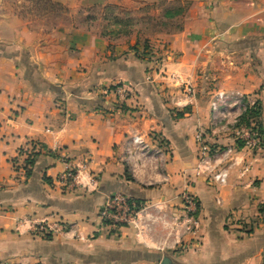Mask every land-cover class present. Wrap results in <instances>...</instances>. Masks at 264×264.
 <instances>
[{
  "label": "crops",
  "instance_id": "obj_1",
  "mask_svg": "<svg viewBox=\"0 0 264 264\" xmlns=\"http://www.w3.org/2000/svg\"><path fill=\"white\" fill-rule=\"evenodd\" d=\"M34 1L74 20L44 30L22 0L0 4V264H264V144L243 149L209 117L215 92L238 91L257 104L264 138V0ZM84 2L171 5L178 10L162 18L178 28L112 40L83 26ZM182 83L194 88L191 104ZM200 131L213 150L234 145L238 165L224 186L194 177ZM134 137L157 154L128 163ZM78 163L96 180L91 192L57 182ZM183 192L198 202L197 247L178 249L158 226L137 233L98 218L116 193L179 216ZM25 219L76 224L77 237L37 238Z\"/></svg>",
  "mask_w": 264,
  "mask_h": 264
},
{
  "label": "built area",
  "instance_id": "obj_2",
  "mask_svg": "<svg viewBox=\"0 0 264 264\" xmlns=\"http://www.w3.org/2000/svg\"><path fill=\"white\" fill-rule=\"evenodd\" d=\"M185 95L187 104H191L195 96L194 88L187 84L180 85ZM114 93L122 100L130 96V91L124 86H116ZM254 105L245 95L236 92H215L209 101L210 127L218 128L223 133L233 136L235 143L242 145L243 149L253 150L264 144V138L255 121L250 120L248 126L242 123L243 117ZM198 148L194 177H203L209 182L224 186L227 183L229 171L238 165L234 145L222 149L213 150L207 141L206 134L202 131L195 136ZM131 147L137 151H131ZM36 150L31 145L25 153L26 158L33 156ZM126 161L130 164L136 163L139 156L153 158L157 152H148L140 138H132L127 144ZM59 184L68 189L79 188L91 192L96 180L89 175L86 163H78L75 166L66 164V170L57 180ZM182 200V215L170 213L161 203L141 204L128 197L116 193L109 196L98 212V218L102 226L111 229L133 227L137 233L151 231L158 226L166 232L171 245L180 250L189 247H197L199 238L197 236L199 223L196 218L198 213V202L188 192L180 195ZM28 226L31 234L37 238L48 240L59 234H69L77 237V225H64L62 223L49 224L45 221L27 220L23 221Z\"/></svg>",
  "mask_w": 264,
  "mask_h": 264
},
{
  "label": "rangeland",
  "instance_id": "obj_3",
  "mask_svg": "<svg viewBox=\"0 0 264 264\" xmlns=\"http://www.w3.org/2000/svg\"><path fill=\"white\" fill-rule=\"evenodd\" d=\"M18 0H0L3 2H17ZM27 8L34 11L37 24L44 30L53 29L60 25H70V18H74L69 9L55 6L51 3L36 2L34 0H22ZM97 2H84L81 16H84L83 26L92 28L96 32L109 34L110 39L133 40L134 37L154 35L155 32H170L178 28V22L166 20L165 10L177 11V7L169 5L163 11L158 12L156 5H146L135 11L139 5L130 7L107 6L105 8L94 7ZM100 3V2H98ZM33 15V16H34ZM80 16V17H81ZM78 18V16H77ZM74 20V19H72ZM112 34V35H111Z\"/></svg>",
  "mask_w": 264,
  "mask_h": 264
},
{
  "label": "trees",
  "instance_id": "obj_4",
  "mask_svg": "<svg viewBox=\"0 0 264 264\" xmlns=\"http://www.w3.org/2000/svg\"><path fill=\"white\" fill-rule=\"evenodd\" d=\"M47 3V2H46ZM257 116H259V108L257 106V104L255 103L247 112V114L243 117L242 119V123L246 126H248L249 121L253 120L254 118H257ZM177 117H182V114H177ZM28 160H26V165L27 166H31L32 165V161L29 160L30 158H27Z\"/></svg>",
  "mask_w": 264,
  "mask_h": 264
},
{
  "label": "water",
  "instance_id": "obj_5",
  "mask_svg": "<svg viewBox=\"0 0 264 264\" xmlns=\"http://www.w3.org/2000/svg\"><path fill=\"white\" fill-rule=\"evenodd\" d=\"M170 263V261H169V259L167 258V257H164L162 260H161V262H160V264H169Z\"/></svg>",
  "mask_w": 264,
  "mask_h": 264
}]
</instances>
